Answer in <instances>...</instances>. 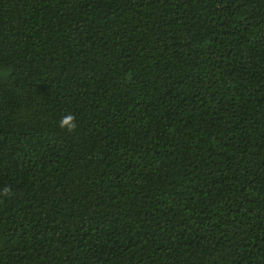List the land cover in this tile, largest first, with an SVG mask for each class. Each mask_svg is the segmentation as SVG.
<instances>
[{"label": "trees", "instance_id": "1", "mask_svg": "<svg viewBox=\"0 0 264 264\" xmlns=\"http://www.w3.org/2000/svg\"><path fill=\"white\" fill-rule=\"evenodd\" d=\"M0 264H264V0H0Z\"/></svg>", "mask_w": 264, "mask_h": 264}, {"label": "clouds", "instance_id": "2", "mask_svg": "<svg viewBox=\"0 0 264 264\" xmlns=\"http://www.w3.org/2000/svg\"><path fill=\"white\" fill-rule=\"evenodd\" d=\"M59 127L69 132L73 131L76 128L75 117L72 114L63 116L59 121ZM4 191L7 193L8 189L6 188Z\"/></svg>", "mask_w": 264, "mask_h": 264}]
</instances>
